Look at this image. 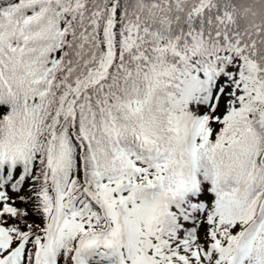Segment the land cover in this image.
I'll return each instance as SVG.
<instances>
[{"label": "snow or ice", "instance_id": "6c2138e0", "mask_svg": "<svg viewBox=\"0 0 264 264\" xmlns=\"http://www.w3.org/2000/svg\"><path fill=\"white\" fill-rule=\"evenodd\" d=\"M0 264H264V0H0Z\"/></svg>", "mask_w": 264, "mask_h": 264}]
</instances>
